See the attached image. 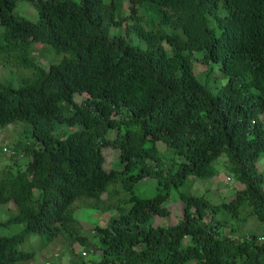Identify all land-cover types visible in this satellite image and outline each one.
I'll list each match as a JSON object with an SVG mask.
<instances>
[{
	"label": "trees",
	"instance_id": "obj_1",
	"mask_svg": "<svg viewBox=\"0 0 264 264\" xmlns=\"http://www.w3.org/2000/svg\"><path fill=\"white\" fill-rule=\"evenodd\" d=\"M0 58L29 73L0 85V129L23 124L0 142V264L33 259L27 240L68 244L65 264H264V234L242 231L264 225V0H0ZM221 157L241 188L218 204L190 194ZM173 194L182 218L154 225ZM81 209L111 213L88 227L94 244Z\"/></svg>",
	"mask_w": 264,
	"mask_h": 264
},
{
	"label": "rangeland",
	"instance_id": "obj_2",
	"mask_svg": "<svg viewBox=\"0 0 264 264\" xmlns=\"http://www.w3.org/2000/svg\"><path fill=\"white\" fill-rule=\"evenodd\" d=\"M78 1V0H75ZM31 6L27 3H18L16 7V11L19 13L25 14L29 16L26 11L30 12ZM24 15V16H25ZM35 17V13L32 14ZM45 46L41 44H36V52L34 54V59L43 67H48L49 63L47 59L49 58V52L53 54L49 47L44 48ZM167 48V46H165ZM2 58H0V85L12 84L13 87H17L21 84L22 80L29 75V73L21 67H17L12 65L11 63H3ZM195 73L199 78L203 74L205 67L201 64L195 65ZM85 95H76L75 100L80 101L84 99ZM264 121V115L262 116ZM21 123H15L13 126L17 127L18 130L22 128ZM9 125V127H3L0 129V142H4V144L11 145L13 144V139L15 136L14 127ZM77 128L69 129L68 131H74ZM64 133L67 132V129H64ZM113 134V132H112ZM158 148L161 152L164 151V146L162 144H158ZM5 153H7L5 151ZM104 156V169L109 172L111 169H119V151L114 150L111 147L103 149ZM21 163L23 161H20ZM10 163V160L3 154L0 156V168L5 167L6 164ZM225 163L226 159L224 157L219 158V160L215 163V167L219 170V175L211 178L209 180H194L193 184L189 190V193L192 195L204 196L214 204L221 203L222 201H226L231 198L232 193L234 191L241 188L239 184L234 181L228 180V176L225 174ZM259 169L264 174V155L260 157L257 162ZM155 186V180L152 178H145L137 184V188L139 191H146L145 196L151 198L154 194V190L152 189ZM12 204L9 205V209L12 208ZM164 208L167 211L165 216H155L153 219L154 225H174L179 219L183 216V204L180 200L174 196V194L168 199V201L164 204ZM78 215V216H77ZM77 218L81 217L82 221L86 223V227L83 225V230L81 233L87 236L88 241L93 244L97 242V238L93 236V234L88 230V227L91 225H97L104 227L108 224L109 218L111 217V213L101 215L96 211L91 210H78ZM5 216V212H0V218ZM80 221V220H79ZM243 233H254V234H264V225L258 222L255 217H251L248 219V222L242 227ZM10 233V232H9ZM224 234H229V230L225 229L223 231ZM11 234V233H10ZM68 244L60 242L59 245H55V243H50L45 246L43 249H39L36 244L31 243L29 240L25 241L20 249L23 251H32L34 252V258L28 262H22L19 264H44L45 262H50L53 264H58V259L62 264L67 263L68 255L67 254V246ZM86 249H89L86 247ZM85 247H79L77 252L81 253L86 250ZM81 251V252H80ZM58 255V257H57ZM94 259L93 255H86L85 260L87 264H91V260ZM188 264H194L190 262Z\"/></svg>",
	"mask_w": 264,
	"mask_h": 264
},
{
	"label": "built area",
	"instance_id": "obj_3",
	"mask_svg": "<svg viewBox=\"0 0 264 264\" xmlns=\"http://www.w3.org/2000/svg\"><path fill=\"white\" fill-rule=\"evenodd\" d=\"M7 152L8 150L4 149V152ZM44 264H51L50 262H45Z\"/></svg>",
	"mask_w": 264,
	"mask_h": 264
},
{
	"label": "crops",
	"instance_id": "obj_4",
	"mask_svg": "<svg viewBox=\"0 0 264 264\" xmlns=\"http://www.w3.org/2000/svg\"><path fill=\"white\" fill-rule=\"evenodd\" d=\"M257 166H258V164H257ZM258 168H259V166H258ZM260 170V169H259ZM261 171V170H260Z\"/></svg>",
	"mask_w": 264,
	"mask_h": 264
},
{
	"label": "clouds",
	"instance_id": "obj_5",
	"mask_svg": "<svg viewBox=\"0 0 264 264\" xmlns=\"http://www.w3.org/2000/svg\"><path fill=\"white\" fill-rule=\"evenodd\" d=\"M229 180V179H228Z\"/></svg>",
	"mask_w": 264,
	"mask_h": 264
}]
</instances>
